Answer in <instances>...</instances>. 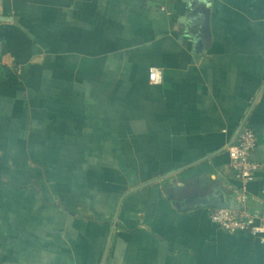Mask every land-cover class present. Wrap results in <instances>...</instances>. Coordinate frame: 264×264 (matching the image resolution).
<instances>
[{
  "label": "crops",
  "instance_id": "crops-1",
  "mask_svg": "<svg viewBox=\"0 0 264 264\" xmlns=\"http://www.w3.org/2000/svg\"><path fill=\"white\" fill-rule=\"evenodd\" d=\"M0 40V264H264L200 204L264 215V0H0Z\"/></svg>",
  "mask_w": 264,
  "mask_h": 264
},
{
  "label": "built area",
  "instance_id": "built-area-1",
  "mask_svg": "<svg viewBox=\"0 0 264 264\" xmlns=\"http://www.w3.org/2000/svg\"><path fill=\"white\" fill-rule=\"evenodd\" d=\"M2 42L0 40V54ZM149 80L158 83L162 80L161 71L150 68ZM256 133L251 128L242 125L238 129L234 140L228 145L230 166L236 179L247 182L254 178L259 165L252 159V153L256 147ZM234 199L242 205V209H230L212 207L209 212L210 220L223 229L236 232L247 231L260 236L264 242V215L253 214L247 206L248 195L241 189L235 190Z\"/></svg>",
  "mask_w": 264,
  "mask_h": 264
},
{
  "label": "water",
  "instance_id": "water-1",
  "mask_svg": "<svg viewBox=\"0 0 264 264\" xmlns=\"http://www.w3.org/2000/svg\"><path fill=\"white\" fill-rule=\"evenodd\" d=\"M203 206H214L230 209H242V205L235 199H228L223 192L213 191L212 194L205 196L200 200Z\"/></svg>",
  "mask_w": 264,
  "mask_h": 264
}]
</instances>
